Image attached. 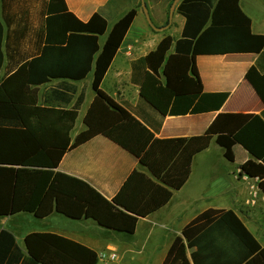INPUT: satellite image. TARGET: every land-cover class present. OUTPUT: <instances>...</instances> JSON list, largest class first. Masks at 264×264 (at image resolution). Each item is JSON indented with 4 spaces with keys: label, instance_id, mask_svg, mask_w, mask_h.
<instances>
[{
    "label": "trees",
    "instance_id": "1",
    "mask_svg": "<svg viewBox=\"0 0 264 264\" xmlns=\"http://www.w3.org/2000/svg\"><path fill=\"white\" fill-rule=\"evenodd\" d=\"M176 12L185 20L180 36L164 35L155 49L132 61V81L140 84L147 69L161 78L174 97L171 115L218 110L228 93L203 92L196 56L263 54L264 34L252 32L240 0H179ZM135 16L136 9H129L107 32V19L100 12L82 21L65 0L47 1L41 52L11 75L2 78L0 73V216L22 212L46 217L56 210L132 233L138 216L161 208L172 190L184 185L193 156L206 149L213 137L157 139L100 87ZM3 34L0 19V71ZM90 72L95 95L83 118L85 129L72 139L85 89L71 108L63 107L62 99L65 95L69 102V92L77 88L72 82L84 80ZM51 79L60 82L39 103L38 86ZM246 79L264 103V70L252 66ZM98 135L135 156L162 184L134 171L107 200L82 179L56 170L65 152ZM214 140L230 161L234 145L249 152L253 158L242 164L241 171L257 178L264 193V117L256 115L233 135L219 134ZM6 238L15 244L8 231H0V263L7 255ZM25 245L40 264L98 263L95 251L54 233H29ZM163 264H264V246L235 211L209 208L183 227Z\"/></svg>",
    "mask_w": 264,
    "mask_h": 264
},
{
    "label": "crops",
    "instance_id": "2",
    "mask_svg": "<svg viewBox=\"0 0 264 264\" xmlns=\"http://www.w3.org/2000/svg\"><path fill=\"white\" fill-rule=\"evenodd\" d=\"M47 1L0 0V19L4 27L2 78L41 52ZM65 1L69 10L82 21L100 12L107 19V32L125 12L135 8L136 16L104 75L101 89L144 123L157 139L204 135L213 139L206 149L193 156L191 172L184 185L172 190L169 201L161 208L138 216L132 233L104 227L92 218H71L56 210L46 217L22 212L0 216V231H8L15 243L13 246L5 239L7 255L0 264H40L28 254L25 245V237L33 232L54 233L83 244L97 253V264H163L174 238L182 235L183 227L209 208L235 211L264 246V193L257 178L247 177L241 171L242 164L253 157L242 146L234 145V159L230 161L224 156V148L214 140L219 134L233 135L256 115L264 117V103L246 79L252 66L264 70V53L196 56L203 92H226L228 97L215 111L171 115L172 92L149 69L145 70L140 84L134 83L132 61L155 49L164 35L170 34V26L176 25L179 31L175 38L180 36L185 20L182 24L174 20L178 1L170 7L168 19L171 22L167 27L164 24L168 0H144L145 6L132 1L128 10L122 8L124 0ZM250 2L257 7V15H253L243 0L240 7L251 19L252 32L264 34V0ZM141 14L149 23H137ZM92 78L93 72H90L84 80L72 82L77 88L69 92L71 100L66 102L65 95L62 99L61 105L71 108L85 89L72 139L85 129L83 118L95 95L90 91ZM59 82L51 79L38 86L39 103ZM77 121L81 122L78 127ZM56 170L82 179L107 200L120 191L134 171L161 183L135 156L103 135L65 152Z\"/></svg>",
    "mask_w": 264,
    "mask_h": 264
},
{
    "label": "rangeland",
    "instance_id": "3",
    "mask_svg": "<svg viewBox=\"0 0 264 264\" xmlns=\"http://www.w3.org/2000/svg\"><path fill=\"white\" fill-rule=\"evenodd\" d=\"M132 1H135V2H137V1H139V3H141V0H124V2H123V6H122V8H124V10H128L129 8H131L132 7V4H131V2ZM175 0H168V8H167V19L169 18V11H170V7L172 6V4H173V2H174ZM243 4H245V6H247L249 9H251V11L253 12V15L255 14V15H257L258 14V12H257V10H255V5H253L251 2H250V0H243ZM257 8V7H256ZM176 18L174 19L175 20V22L176 23H178V21H179V23L180 24H182V22H183V20H184V18H183V16H181L180 14H177V16H175ZM259 19V18H258ZM262 19V18H261ZM140 21V23H149L148 22V20H147V18H146V16H143L142 14H141V17L139 18V20L137 21V23ZM109 22H111V21H109ZM170 20H169V23L167 24V25H165L166 27L167 26H169L170 25ZM153 23V22H152ZM166 23V22H165ZM178 23V24H179ZM154 24H157L156 23V21L154 22ZM178 27H180V25L178 26ZM170 28V30H169V33L173 36V37H177L178 36V34H177V30L179 31V28L178 29H176V25H172V26H170L169 27ZM90 91L92 92V89H91V87H90ZM81 124V122H79V121H77V127L79 126Z\"/></svg>",
    "mask_w": 264,
    "mask_h": 264
},
{
    "label": "water",
    "instance_id": "4",
    "mask_svg": "<svg viewBox=\"0 0 264 264\" xmlns=\"http://www.w3.org/2000/svg\"><path fill=\"white\" fill-rule=\"evenodd\" d=\"M177 1H179V0H175V1L173 2V4L175 5V3H176ZM141 2H142L143 5L145 6L144 0H141ZM246 176H247V175H246ZM248 177H249V176H248ZM119 208L125 210V209H124L123 207H121V206H119Z\"/></svg>",
    "mask_w": 264,
    "mask_h": 264
},
{
    "label": "built area",
    "instance_id": "5",
    "mask_svg": "<svg viewBox=\"0 0 264 264\" xmlns=\"http://www.w3.org/2000/svg\"><path fill=\"white\" fill-rule=\"evenodd\" d=\"M246 175V174H245ZM247 177H248V175H247Z\"/></svg>",
    "mask_w": 264,
    "mask_h": 264
}]
</instances>
